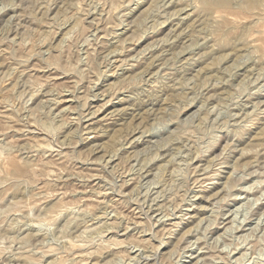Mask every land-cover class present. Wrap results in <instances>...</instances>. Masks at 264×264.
<instances>
[{"label":"rangeland","instance_id":"1","mask_svg":"<svg viewBox=\"0 0 264 264\" xmlns=\"http://www.w3.org/2000/svg\"><path fill=\"white\" fill-rule=\"evenodd\" d=\"M0 264H264V0H0Z\"/></svg>","mask_w":264,"mask_h":264}]
</instances>
